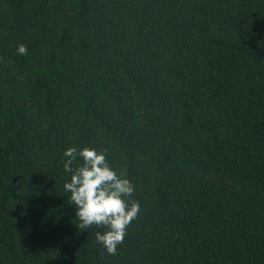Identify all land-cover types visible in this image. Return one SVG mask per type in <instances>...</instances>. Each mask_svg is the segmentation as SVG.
Segmentation results:
<instances>
[{"label":"trees","instance_id":"16d2710c","mask_svg":"<svg viewBox=\"0 0 264 264\" xmlns=\"http://www.w3.org/2000/svg\"><path fill=\"white\" fill-rule=\"evenodd\" d=\"M67 147L134 185L114 255ZM0 264H264V0H0Z\"/></svg>","mask_w":264,"mask_h":264},{"label":"clouds","instance_id":"9594fccd","mask_svg":"<svg viewBox=\"0 0 264 264\" xmlns=\"http://www.w3.org/2000/svg\"><path fill=\"white\" fill-rule=\"evenodd\" d=\"M16 53L25 55L26 46L18 44ZM63 157V170L70 174L63 189L75 206L78 227L82 230H88L93 225L105 228V231L96 233V241L107 254H116L127 226L140 210L139 202L131 199L134 185L123 174H117L103 151L67 147ZM77 158L80 163L73 167Z\"/></svg>","mask_w":264,"mask_h":264}]
</instances>
